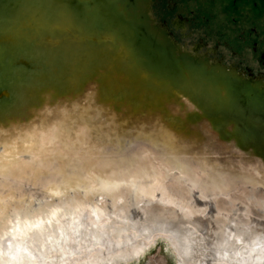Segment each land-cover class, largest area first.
Returning <instances> with one entry per match:
<instances>
[{
    "label": "bare ground",
    "instance_id": "1",
    "mask_svg": "<svg viewBox=\"0 0 264 264\" xmlns=\"http://www.w3.org/2000/svg\"><path fill=\"white\" fill-rule=\"evenodd\" d=\"M11 1L0 0V264L115 262L139 254L135 239L146 244L155 232L170 233L188 262L199 249L195 264H264V98L234 97L193 66L183 78L175 43L126 0ZM81 54L120 72L104 68L78 106L70 100ZM31 66L53 75L18 80ZM235 78L231 89L264 95ZM136 79L157 108L116 129L107 116L118 94L131 107L148 98L129 90ZM76 112L84 115L71 137L63 129Z\"/></svg>",
    "mask_w": 264,
    "mask_h": 264
},
{
    "label": "rangeland",
    "instance_id": "2",
    "mask_svg": "<svg viewBox=\"0 0 264 264\" xmlns=\"http://www.w3.org/2000/svg\"><path fill=\"white\" fill-rule=\"evenodd\" d=\"M20 1L22 2V0ZM230 1L231 0H150L149 14L153 18L154 25L164 26L166 28V33L170 42L177 44L187 54L191 53L193 56L208 54V60L211 64L221 62L226 72L231 71L230 69H235L237 72L236 76L240 78V81L245 86L262 91L264 90V11H260V7L254 6L252 9V2L255 0H246L248 4H240L238 9L235 7L239 5L238 3L241 0H238L234 7L230 5ZM14 2L15 0L11 1V3ZM256 11H259V13ZM178 20L180 23L177 25L176 21ZM26 54L27 53L22 54V59L26 60V58H24V56H27ZM97 58L99 59L100 55L88 58L85 54H81L76 57L77 64L74 65L77 68L75 69L76 74H81L82 77L78 83V91L74 94L76 102L74 100L70 101L76 105L79 104L78 106L84 104L83 100L79 97L80 92L86 90L88 87H96L104 76V68H106V72H109L108 74L110 75L120 72L118 68L109 69L111 66L109 65V61H107L108 59L106 60L103 58L100 61ZM34 59L37 60L35 57ZM57 60H59L58 66L60 67L58 70H62L61 72L67 70L64 58L58 56ZM43 62L44 61H42V63ZM33 66L24 69L26 74L20 76L18 80H23L24 78L27 79L29 76V80L31 81L33 75L37 72L46 76L53 75L48 73V67L39 68V66H36V68ZM82 69L86 71H81ZM29 71L32 73L29 74ZM111 71L115 72L111 73ZM54 77L55 75L52 76L51 79ZM26 79V83H29ZM137 80L138 79L134 80V82H130L131 85L129 90L132 94L136 93L139 96H141L142 93H145L148 98L143 99L144 102L141 105L131 107L126 106L127 104L123 103L124 99H121L118 94L116 97L117 102H114V106L109 111L112 113L107 116V122L109 125L114 123L116 129L118 123H121L123 126H128V128H132L133 123L138 122V117L144 114L137 116L139 113L150 112L151 109L149 106L157 108L156 104L158 102L150 94L151 92L147 91L146 87ZM51 82L55 83L57 89L61 88V84H59L62 82L61 78L58 79V77H56L51 80ZM155 86L157 87L156 84L151 83V87L155 88ZM59 96H62V93H59ZM54 103L60 104V101L56 99ZM82 109L86 112L87 108L82 107ZM124 111H129L130 113H125ZM226 112L237 111L227 110ZM64 113L66 116L70 117L68 112ZM79 114L82 116L84 115V112H76L75 117H77V119L71 117L72 120H68L69 122L64 124L65 130L63 129V131L71 137H74L75 135L73 127L78 124V119L80 117ZM66 118L68 119V117ZM193 119L197 121V132L214 140L216 146L221 144L220 141L222 137L217 130H203L202 122L196 118ZM34 122L40 125L39 120H34ZM82 122L84 124H94L93 121H89L87 118L82 120ZM199 123L201 125H199ZM234 123L240 124V121H235ZM38 125H36L33 130L38 128ZM82 126L84 125L80 123L79 127ZM87 126L89 127V125ZM103 126L107 128L106 125L103 124ZM137 126L142 128L139 132L145 130L149 132L150 135H153L154 133V131L149 129L146 124L140 122ZM245 126L248 127V125ZM92 128L93 127H89L90 130H95ZM148 130H151V132ZM29 136L32 135L30 134ZM164 149L166 148L164 147ZM167 152L169 151L167 150ZM219 153L221 154V152ZM223 155L225 156V154ZM181 156L188 158L195 157L196 155L191 153L181 154ZM196 206L199 208H207L209 211L207 217H213V207H206L203 202L196 203ZM251 209L253 212L255 211L253 205L251 206ZM184 228L185 227L179 226L175 229L176 231L181 230L178 231V233H183ZM222 230L226 232L228 229L223 228ZM154 234L146 244L140 238L135 239L136 242L134 241V244L139 245V247L142 246V250H140V253L137 255L132 254V256L128 257L129 259L127 258L128 260L117 258L115 262L94 264H195L197 258L200 257L197 252L198 249L194 254L192 253L189 256L190 260L188 262L180 256L179 248L176 244L177 241L175 242L170 233L155 232ZM194 261L196 262L194 263ZM200 263L201 262H198V264Z\"/></svg>",
    "mask_w": 264,
    "mask_h": 264
},
{
    "label": "flooded vegetation",
    "instance_id": "3",
    "mask_svg": "<svg viewBox=\"0 0 264 264\" xmlns=\"http://www.w3.org/2000/svg\"><path fill=\"white\" fill-rule=\"evenodd\" d=\"M237 1L238 0H231L230 5L234 7L236 5ZM126 3H128V5H130V6H132V7H128L129 9L132 10V8L134 7L136 10L141 11V13L143 15H145V17L147 19L150 20L151 26L158 32V34L160 36H164L170 42V39L167 38L166 28L164 26H156V25L153 26L152 25V24H154V22H153V18L149 14L150 0H126ZM244 3L248 4L246 0H241L238 3L239 5L236 6L235 8L238 9L240 4L242 5ZM253 6L254 7H260V11H264V0L253 1L252 2V9H253ZM140 7H141V9H140ZM231 9H234V8H231ZM235 11H236V9H235ZM256 12L259 13V11H256ZM127 17L132 18V15L127 14ZM179 23H180L179 20L176 21L177 25ZM163 27H164L165 31L163 30ZM150 32H152V31H150ZM155 34H157V33H155ZM175 45H176L175 47L179 51V53L177 54V57L175 59L184 68L181 70L183 78L188 79L190 77L191 70H188V69L191 66H193V68H196L197 70L203 71V73H205L207 75V77L220 80L221 84L224 85L227 89H229L231 91V93L234 95V97L243 98V99L264 98V95H257V94L250 93V91H245L247 89L243 90V89L239 88L241 91L239 89H236L235 87L233 89H231L230 86L237 81V79L235 78L236 74H237L235 69H230L231 71L226 72L224 67L222 66L221 62L216 63V64H211L210 61L208 60V54H204L202 56H193V55H191V53L187 54L177 44H175ZM183 63L185 65H183ZM207 65H208V68H207ZM243 91H245V92H243ZM229 95H231V94H229Z\"/></svg>",
    "mask_w": 264,
    "mask_h": 264
}]
</instances>
